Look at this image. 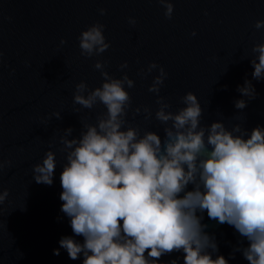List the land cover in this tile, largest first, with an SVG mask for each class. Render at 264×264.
<instances>
[{"label": "water", "instance_id": "1", "mask_svg": "<svg viewBox=\"0 0 264 264\" xmlns=\"http://www.w3.org/2000/svg\"><path fill=\"white\" fill-rule=\"evenodd\" d=\"M171 2L174 11L167 18L160 0H0V163L10 161L0 168V191L9 192L0 204V264H82L63 249L53 255L60 237L72 234L60 211L59 177L66 153L59 137L68 127L73 128L69 139L78 137L84 121L95 123L106 111L100 103L92 109L73 104L77 83L84 81L89 89L101 85L97 60L111 76L126 72L134 81L127 89L132 104L127 120L141 133L152 130L163 136V125L155 119L156 94L148 91L158 69L142 71L153 61L167 72L159 95L172 111L192 91L203 109L202 124L222 119L228 127L241 123L249 131L264 126V80L252 79L250 63L253 46L264 42V28H255L257 20H264V0ZM129 17L136 23L130 24ZM93 23L104 25L110 47L87 57L81 55L78 37ZM125 61L128 67L121 70ZM246 78L258 95L238 110L234 101L242 97L237 86ZM137 106L149 107L152 116H133ZM55 112H61L60 119L53 117ZM49 149L57 161L51 186L32 178V166ZM204 223L216 235L219 254L229 258L238 234L206 214ZM177 256L183 264L182 254L175 252L161 259ZM229 264L248 261L236 253Z\"/></svg>", "mask_w": 264, "mask_h": 264}, {"label": "clouds", "instance_id": "2", "mask_svg": "<svg viewBox=\"0 0 264 264\" xmlns=\"http://www.w3.org/2000/svg\"><path fill=\"white\" fill-rule=\"evenodd\" d=\"M160 3L171 18V0ZM129 23L135 24V18L129 17ZM255 28H264V20H257ZM78 40L87 57L110 47L100 23L82 30ZM252 52V79L264 80V42ZM94 67L103 77L101 85L89 89L86 82L77 83L73 104L92 109L100 103L106 111L95 123L84 121L78 137L69 139L72 127L59 137L66 153L59 177L60 211L72 234L60 237L53 255L63 249L82 264H179L180 256L161 259L175 252L182 254L183 264H229L240 253L248 264H264V126L249 131L241 123L228 127L222 119L202 124L203 109L192 91L172 111L159 95L167 72L153 61L142 71L158 69L148 91L156 94L155 119L163 125V136L152 130L141 133L127 120L132 107L127 89L134 81L126 72L111 76L100 60ZM127 67V61L120 65L121 70ZM237 91L242 97L234 101L238 110L258 95L247 78ZM141 112L145 119L152 116L147 106L132 109L133 116ZM53 117L60 119L61 112ZM5 164L10 161L0 168ZM56 167V153L49 149L32 166V178L51 186ZM8 195L7 189L0 191V204ZM205 214L238 234L229 258L219 254Z\"/></svg>", "mask_w": 264, "mask_h": 264}]
</instances>
